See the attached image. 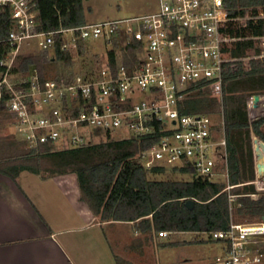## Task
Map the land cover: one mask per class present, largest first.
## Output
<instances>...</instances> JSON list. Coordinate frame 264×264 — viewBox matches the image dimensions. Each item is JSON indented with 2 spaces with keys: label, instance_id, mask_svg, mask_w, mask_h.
Instances as JSON below:
<instances>
[{
  "label": "built area",
  "instance_id": "built-area-1",
  "mask_svg": "<svg viewBox=\"0 0 264 264\" xmlns=\"http://www.w3.org/2000/svg\"><path fill=\"white\" fill-rule=\"evenodd\" d=\"M231 2L159 0L148 13L40 31L37 0H0L12 19L8 49L0 59V99L9 95L13 133L30 147L49 142L82 146L108 133L121 139L152 135L155 141L136 155L147 169H177L209 181L221 176L230 190L224 112L217 128L209 114H182L179 103L199 88L222 101L229 68L240 63L252 68L264 60V34L250 30L251 23L264 19V3ZM56 34L64 37V50L83 42L112 45L120 36L125 44L138 43L140 61L128 67L120 57L114 67L80 72L72 79L42 80L35 66L13 71L25 46L35 43L36 50L48 51ZM253 102L254 95L248 106ZM209 233L223 243L218 264H264L263 219H232L227 229Z\"/></svg>",
  "mask_w": 264,
  "mask_h": 264
},
{
  "label": "trees",
  "instance_id": "trees-1",
  "mask_svg": "<svg viewBox=\"0 0 264 264\" xmlns=\"http://www.w3.org/2000/svg\"><path fill=\"white\" fill-rule=\"evenodd\" d=\"M85 0H37L40 22L38 30L52 31L88 23ZM264 3V0H232L238 3ZM240 13L234 10V14ZM10 8H0V59L8 49L6 38L11 28ZM250 30L264 34V19L251 23ZM64 37L56 34L48 51H30L20 54L13 68L24 73L37 67L41 79L46 77L73 78L77 57L95 47L92 42L81 43L77 49L64 50ZM245 47L248 42H244ZM100 67H114L123 57L129 67L139 63L138 43L125 44L115 36L112 45L104 43ZM94 47V48H92ZM260 48L255 47V52ZM52 66L54 69L51 70ZM99 67V68H100ZM1 70V66H0ZM223 83V100L212 98L200 88L196 93L180 100L182 114L205 113L213 117L215 126L221 127V113L228 140L229 184L209 181L202 177L191 180L156 179L153 175L166 168L147 169L136 155L155 138H116L108 133L105 139L82 146L58 147L56 143H42L30 147L12 132L11 137L0 135V173L16 179L27 170L44 177L76 173L81 198L99 216L101 221L133 222L136 230L149 235L161 231L211 232L227 229L232 219L237 222H254L264 217V190L256 183L253 134L264 141V116L250 120L248 99L264 93V60L252 68L239 64L229 68ZM0 99V127L12 126L13 118L6 100ZM7 122V123H6ZM177 170V169H175ZM257 194L254 198L252 195ZM230 195L235 196L234 199ZM194 199L192 209L186 206ZM168 245V244H167ZM120 261V260H119Z\"/></svg>",
  "mask_w": 264,
  "mask_h": 264
},
{
  "label": "crops",
  "instance_id": "crops-1",
  "mask_svg": "<svg viewBox=\"0 0 264 264\" xmlns=\"http://www.w3.org/2000/svg\"><path fill=\"white\" fill-rule=\"evenodd\" d=\"M155 239L133 222L101 221L76 173H0V264H149Z\"/></svg>",
  "mask_w": 264,
  "mask_h": 264
},
{
  "label": "rangeland",
  "instance_id": "rangeland-1",
  "mask_svg": "<svg viewBox=\"0 0 264 264\" xmlns=\"http://www.w3.org/2000/svg\"><path fill=\"white\" fill-rule=\"evenodd\" d=\"M158 2L159 0H85L84 6L88 22L94 23L102 20L148 13L158 8ZM92 44L95 47H92L94 48L93 50L77 57L74 73L95 70L100 67L98 60L103 59V53L106 50L104 42L98 41L92 42ZM36 49L35 43H31V45L25 46L24 52L37 51ZM51 68L53 70L54 66ZM258 103L261 104L260 107L264 105V101L262 100ZM250 110L252 112L255 111V104L252 105ZM12 132V126L10 128L8 123L0 127L1 136L11 135ZM257 138L259 137L253 134L255 161L256 163H264V148L261 142H255ZM99 140L100 137L95 138V141ZM257 146L260 147L259 151L256 150ZM258 152L261 153L260 157L257 155ZM153 177L160 180H191L194 178L190 172L177 171L170 168H167L163 173L153 175ZM216 178L218 181H223V177L221 176ZM256 183L259 189L264 190V180L258 172ZM255 197L258 196L256 195ZM120 234H125V230L119 229L118 235ZM155 247V250H150L149 264H218L216 258L222 254L224 248L223 243L213 240L209 232H173L169 233L167 237L156 235Z\"/></svg>",
  "mask_w": 264,
  "mask_h": 264
},
{
  "label": "water",
  "instance_id": "water-1",
  "mask_svg": "<svg viewBox=\"0 0 264 264\" xmlns=\"http://www.w3.org/2000/svg\"><path fill=\"white\" fill-rule=\"evenodd\" d=\"M254 100H255V103L257 105V103L262 100L264 101V93L262 94H255L254 95ZM258 112H256V110L254 112H252L251 110H249V116H250V120L253 121L259 117H262L264 116V105L257 108ZM255 142L257 143L258 142V139H255ZM262 143V147L264 148V141L261 142ZM260 147L257 146L256 150L259 151ZM258 157L261 156V153L258 152L257 153ZM256 171L258 172V174L260 175V177L264 180V163H261V162H257L256 163ZM186 206H188L190 209H192L195 205V201L194 199H188L186 201ZM263 220H264V217H263Z\"/></svg>",
  "mask_w": 264,
  "mask_h": 264
}]
</instances>
